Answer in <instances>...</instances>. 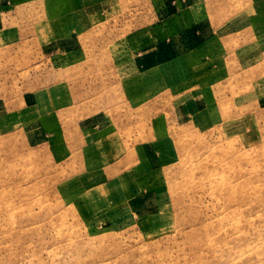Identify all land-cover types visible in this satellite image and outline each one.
Masks as SVG:
<instances>
[{"label":"rangeland","instance_id":"obj_1","mask_svg":"<svg viewBox=\"0 0 264 264\" xmlns=\"http://www.w3.org/2000/svg\"><path fill=\"white\" fill-rule=\"evenodd\" d=\"M0 264H264V0H0Z\"/></svg>","mask_w":264,"mask_h":264}]
</instances>
